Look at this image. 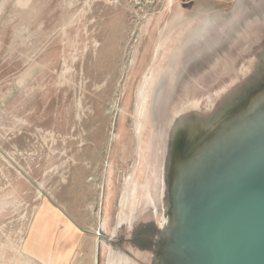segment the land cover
I'll list each match as a JSON object with an SVG mask.
<instances>
[{
    "label": "rangeland",
    "instance_id": "374dc122",
    "mask_svg": "<svg viewBox=\"0 0 264 264\" xmlns=\"http://www.w3.org/2000/svg\"><path fill=\"white\" fill-rule=\"evenodd\" d=\"M203 0H0V264H123L164 45Z\"/></svg>",
    "mask_w": 264,
    "mask_h": 264
},
{
    "label": "water",
    "instance_id": "95a60500",
    "mask_svg": "<svg viewBox=\"0 0 264 264\" xmlns=\"http://www.w3.org/2000/svg\"><path fill=\"white\" fill-rule=\"evenodd\" d=\"M123 264H264V0H203L164 45Z\"/></svg>",
    "mask_w": 264,
    "mask_h": 264
},
{
    "label": "built area",
    "instance_id": "2783aa9c",
    "mask_svg": "<svg viewBox=\"0 0 264 264\" xmlns=\"http://www.w3.org/2000/svg\"><path fill=\"white\" fill-rule=\"evenodd\" d=\"M129 4L135 9L138 15H146L152 9L158 0H127Z\"/></svg>",
    "mask_w": 264,
    "mask_h": 264
}]
</instances>
